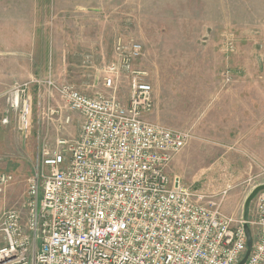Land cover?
I'll return each mask as SVG.
<instances>
[{
    "label": "rangeland",
    "instance_id": "obj_1",
    "mask_svg": "<svg viewBox=\"0 0 264 264\" xmlns=\"http://www.w3.org/2000/svg\"><path fill=\"white\" fill-rule=\"evenodd\" d=\"M118 37L143 47L133 67L153 91L146 120L190 134L169 175L220 198L224 215L242 216L246 197L264 184V0H0V110L16 89L31 106L28 129L11 114L0 125V173L12 177L0 214L26 220L42 150L78 137L80 116L45 82L103 92ZM128 91L121 76L116 96L126 101Z\"/></svg>",
    "mask_w": 264,
    "mask_h": 264
},
{
    "label": "built area",
    "instance_id": "obj_2",
    "mask_svg": "<svg viewBox=\"0 0 264 264\" xmlns=\"http://www.w3.org/2000/svg\"><path fill=\"white\" fill-rule=\"evenodd\" d=\"M142 45L118 37L103 71V92L87 96L55 85L65 107L81 119L78 137L42 150L28 180L27 216L0 214V264H238L246 251L242 216L221 212L220 198L204 196L170 176L168 167L190 134L147 121L153 91L133 63ZM129 79L126 101L116 96ZM16 89L0 110V125L17 117L28 129L31 106ZM70 118L65 117L68 124ZM0 173V192L11 182ZM226 192H223V195ZM218 197V196H217ZM252 246L244 264H264V191L247 220Z\"/></svg>",
    "mask_w": 264,
    "mask_h": 264
},
{
    "label": "water",
    "instance_id": "obj_3",
    "mask_svg": "<svg viewBox=\"0 0 264 264\" xmlns=\"http://www.w3.org/2000/svg\"><path fill=\"white\" fill-rule=\"evenodd\" d=\"M262 191H264V184H260V185H257L256 187H254L252 189V191L250 192V194L246 197L244 204H243L242 219L245 222L243 225V229H244L245 237H246V251H245L242 259L239 261L238 264H244L245 263L248 255L250 253V250H251L252 235H251L250 227L247 224L249 207H250L252 200L256 197V195Z\"/></svg>",
    "mask_w": 264,
    "mask_h": 264
},
{
    "label": "crops",
    "instance_id": "obj_4",
    "mask_svg": "<svg viewBox=\"0 0 264 264\" xmlns=\"http://www.w3.org/2000/svg\"><path fill=\"white\" fill-rule=\"evenodd\" d=\"M83 94V93H82ZM85 95V94H84ZM87 96H89V95H87ZM173 161V160H172ZM172 163V162H171ZM2 245V239H1V237H0V246Z\"/></svg>",
    "mask_w": 264,
    "mask_h": 264
}]
</instances>
